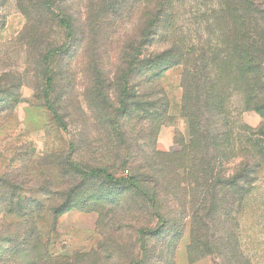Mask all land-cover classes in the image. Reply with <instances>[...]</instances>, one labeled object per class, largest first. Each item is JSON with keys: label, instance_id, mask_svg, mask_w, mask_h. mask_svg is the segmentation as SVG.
<instances>
[{"label": "rangeland", "instance_id": "obj_1", "mask_svg": "<svg viewBox=\"0 0 264 264\" xmlns=\"http://www.w3.org/2000/svg\"><path fill=\"white\" fill-rule=\"evenodd\" d=\"M100 1L91 12L90 0L54 1V19L71 20L78 38L94 34L76 61L58 53L46 61L50 50L67 44L59 20L36 29L37 0H0V264H264V0H173L168 40L156 49L175 43L194 52L192 107L208 141L195 145L193 159L184 68H173L159 81L170 122L147 151L162 155L167 179L157 207L113 195L119 204L88 206L96 213L52 215L62 206L56 195L70 188L63 176L69 157L84 169L105 165L119 180L133 175L128 167L114 168L103 128L92 118L97 110L90 113L87 103L93 73L109 81L105 89L112 86L119 37L143 28L146 0L133 11L106 0L115 15L106 14ZM50 73L55 83L49 101L60 106L68 132L45 107ZM114 91L107 90L106 100L116 105ZM84 128L95 138L91 147L78 141ZM123 130L139 135L134 124ZM207 166L211 175L202 173ZM246 170L250 178L237 181L233 196L224 195L232 194L227 185L217 194L204 187L209 178L226 183ZM197 177L202 187L194 184ZM189 252L197 262L189 261Z\"/></svg>", "mask_w": 264, "mask_h": 264}, {"label": "trees", "instance_id": "obj_2", "mask_svg": "<svg viewBox=\"0 0 264 264\" xmlns=\"http://www.w3.org/2000/svg\"><path fill=\"white\" fill-rule=\"evenodd\" d=\"M54 1L44 0L40 2V0H37V5L33 6L37 14L32 26L34 25L36 29L41 26L45 28L48 26L49 21H52L51 26H55L58 24L57 18L60 26L65 29L67 44L60 49L50 50L43 59L46 61L51 60L58 53L61 57L64 56L68 60L72 61L74 59L76 61L83 44L87 43L94 33L89 31L88 36L83 33L78 38L76 30H73V26L70 24L71 20L59 16L54 19L55 14L51 9ZM90 1L88 12H91L95 7L94 0ZM140 1L120 0L119 7L128 8L132 6L133 11ZM100 3L103 4L106 14L109 12L110 14L114 13L115 6L112 1L101 0ZM172 8L173 0H146L143 28L140 30L139 26H134L130 35L123 36L124 39L119 37L118 65L112 86L109 84L105 89L104 84L109 81L107 79L102 81V77L96 73H93L92 76L96 81L92 86L90 99L87 103L88 110H90V113L93 109L97 110L92 118L103 128L101 133L105 135L106 150L109 152L108 155L113 157L114 168L119 167L123 170L128 167L133 175L119 180L116 179L111 169L105 165L84 169L80 168L72 160V157H69L68 168L70 171L64 173L63 176L70 188L66 192L56 195L59 200H62V206L57 205L56 208L51 209L54 217L75 210L83 213L95 212L87 209L91 204L94 208H99L97 206L101 204L110 206L119 204L121 199H112L113 195L119 198H123V196H128L130 199L137 198L143 205H148L153 209L157 207L159 190H164L163 187L167 185V179L163 177V163L161 158H158L162 155L155 152L148 156L147 151L156 146L160 130L170 122L168 97L161 88L159 81L173 68L179 66L184 68V115L189 120L192 137L190 154L193 152V159L196 146L199 143L204 144L208 141V131L204 128L200 130L192 107L197 70L193 61L194 52L192 50H182L175 43L162 49H156L159 43L168 40L166 33L171 29L174 18ZM252 71L254 70L252 69ZM54 83L55 74L50 73L45 83V107L52 114L59 128L64 132H68V127L59 113L60 106L57 105V102L55 105L49 101ZM253 83L257 85L256 81H253ZM110 87L115 90L116 105L106 100V92ZM71 91L73 90L71 89ZM83 122L72 121V124H80V126L86 127ZM127 124H134L135 129L138 128L139 130V135L135 136V133L133 136L127 135L123 130ZM94 139L89 136L86 128L79 131L78 141L85 146H93L94 143H91L90 140ZM140 142L144 145L141 146ZM70 148L71 151H75V142L70 144ZM207 168L203 169L202 173L211 175L212 170ZM244 172L241 176L226 183H215L213 181L214 177L213 180L209 178V185L204 182V187L211 188L217 194L218 186L221 185V191L223 192L224 186L227 185L232 190V194L226 193L224 195L226 197L233 196V191L237 188V181H248L250 178V172L248 170ZM67 175L69 179H67ZM197 178L194 184L196 187H202L199 185L201 179ZM93 182L102 183L103 185L97 189L92 185ZM249 185L250 183H247V186ZM112 190L116 191L111 194ZM241 192H245L244 187L241 188ZM208 196H210V192L207 194ZM23 218L28 217L24 216ZM188 258L191 263L197 262L196 259L191 258L190 252Z\"/></svg>", "mask_w": 264, "mask_h": 264}]
</instances>
